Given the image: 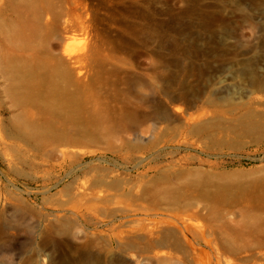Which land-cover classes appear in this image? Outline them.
<instances>
[{"label":"rangeland","instance_id":"obj_1","mask_svg":"<svg viewBox=\"0 0 264 264\" xmlns=\"http://www.w3.org/2000/svg\"><path fill=\"white\" fill-rule=\"evenodd\" d=\"M12 25L54 101L0 96V264H264L255 0H0Z\"/></svg>","mask_w":264,"mask_h":264},{"label":"bare ground","instance_id":"obj_2","mask_svg":"<svg viewBox=\"0 0 264 264\" xmlns=\"http://www.w3.org/2000/svg\"><path fill=\"white\" fill-rule=\"evenodd\" d=\"M255 3L257 6V103L264 104V0H255ZM216 18L217 15L213 13V21H215ZM221 36L223 37L224 35ZM28 48L31 49L30 46ZM22 51L23 44L21 42L20 28L17 25H12L5 30V41L2 47L0 45V96L4 95L10 99L12 107L16 109L25 104L29 105L35 103L38 100L36 97L39 96L43 99L47 108L53 109L50 105V103L54 101L53 87L50 85L47 91L39 95L37 94L39 84L36 80V67H34L31 61L24 62ZM58 65L59 71H62L63 75L69 78V73L62 68L61 63ZM221 70H223V68ZM218 72L219 70L213 68L212 74L214 80L217 78ZM67 98L69 100L68 107L70 105L75 106L73 99L68 93ZM201 117H203V115ZM199 118L197 116L194 118L191 117L190 119L198 121ZM13 124L16 129H21L24 126V124L17 119H15ZM204 125L205 124H198L195 128L201 129ZM249 127L251 129H256L257 124L251 122ZM34 132L35 131L33 130L32 133ZM1 139L2 136L0 134V141ZM102 195L105 197V194ZM103 200L105 204L106 199H102V201ZM191 226L192 224L188 218L186 221L180 222V228H178L176 232L181 234L185 241L192 242L193 244L195 242L198 246H208L209 242L206 240V232ZM121 228L122 225L118 230V235H126L127 231ZM164 236L165 241L163 242V245L167 244L170 238H175L174 233L167 231ZM174 242L177 249L181 248V243L177 238Z\"/></svg>","mask_w":264,"mask_h":264}]
</instances>
